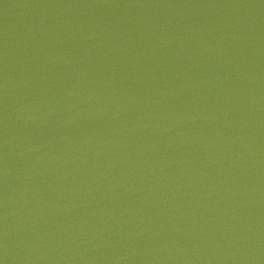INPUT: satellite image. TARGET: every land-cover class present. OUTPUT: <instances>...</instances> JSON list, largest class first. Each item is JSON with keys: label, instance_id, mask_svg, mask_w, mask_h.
Masks as SVG:
<instances>
[{"label": "water", "instance_id": "water-1", "mask_svg": "<svg viewBox=\"0 0 264 264\" xmlns=\"http://www.w3.org/2000/svg\"><path fill=\"white\" fill-rule=\"evenodd\" d=\"M3 264H264V0H0Z\"/></svg>", "mask_w": 264, "mask_h": 264}, {"label": "snow or ice", "instance_id": "snow-or-ice-1", "mask_svg": "<svg viewBox=\"0 0 264 264\" xmlns=\"http://www.w3.org/2000/svg\"><path fill=\"white\" fill-rule=\"evenodd\" d=\"M0 264H3V261H0Z\"/></svg>", "mask_w": 264, "mask_h": 264}]
</instances>
